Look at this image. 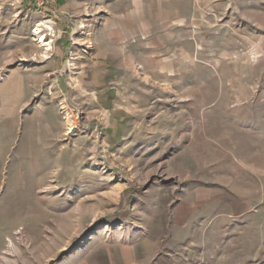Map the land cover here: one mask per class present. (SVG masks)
<instances>
[{
	"label": "rangeland",
	"instance_id": "374dc122",
	"mask_svg": "<svg viewBox=\"0 0 264 264\" xmlns=\"http://www.w3.org/2000/svg\"><path fill=\"white\" fill-rule=\"evenodd\" d=\"M54 1L0 0V264H264V0Z\"/></svg>",
	"mask_w": 264,
	"mask_h": 264
},
{
	"label": "crops",
	"instance_id": "0c3cea01",
	"mask_svg": "<svg viewBox=\"0 0 264 264\" xmlns=\"http://www.w3.org/2000/svg\"><path fill=\"white\" fill-rule=\"evenodd\" d=\"M54 0H21L20 4L27 9L41 7L42 11H46L47 8H52ZM46 22L44 21V24Z\"/></svg>",
	"mask_w": 264,
	"mask_h": 264
},
{
	"label": "bare ground",
	"instance_id": "6f19581e",
	"mask_svg": "<svg viewBox=\"0 0 264 264\" xmlns=\"http://www.w3.org/2000/svg\"><path fill=\"white\" fill-rule=\"evenodd\" d=\"M42 28H50V26H49V25H45V24L42 23V22H41V23H38L37 26H36V28L33 30V33H35V34H40ZM39 37H40V36H39ZM39 37H38V39H37L38 43L41 44V40H43V42L48 46L49 41H46V42H45V35H42L40 40H39ZM49 48H50V47H49ZM69 130H70V129H69ZM70 131H71V130H70Z\"/></svg>",
	"mask_w": 264,
	"mask_h": 264
},
{
	"label": "built area",
	"instance_id": "2783aa9c",
	"mask_svg": "<svg viewBox=\"0 0 264 264\" xmlns=\"http://www.w3.org/2000/svg\"><path fill=\"white\" fill-rule=\"evenodd\" d=\"M37 26V25H36ZM36 27L33 28V30L35 29ZM46 29V32L45 34H48V32L52 31V28H45ZM41 37V36H40ZM49 41H52L51 39Z\"/></svg>",
	"mask_w": 264,
	"mask_h": 264
}]
</instances>
